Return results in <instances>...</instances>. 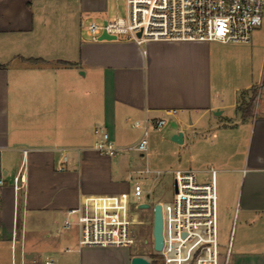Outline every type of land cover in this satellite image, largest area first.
<instances>
[{
  "label": "crops",
  "instance_id": "0c3cea01",
  "mask_svg": "<svg viewBox=\"0 0 264 264\" xmlns=\"http://www.w3.org/2000/svg\"><path fill=\"white\" fill-rule=\"evenodd\" d=\"M108 11V0H0V264H131L133 245L79 243L80 213L121 205L142 225L134 185L144 197L151 182L145 156L99 154L94 129L125 146L162 117L174 124L150 133V151L160 146L174 170L216 169L234 219L229 264H264V80L228 82L220 42L84 40L86 19ZM179 147L190 152L174 159Z\"/></svg>",
  "mask_w": 264,
  "mask_h": 264
},
{
  "label": "built area",
  "instance_id": "2783aa9c",
  "mask_svg": "<svg viewBox=\"0 0 264 264\" xmlns=\"http://www.w3.org/2000/svg\"><path fill=\"white\" fill-rule=\"evenodd\" d=\"M126 6V17L89 23L87 31L91 40L98 42L106 33L117 38L126 35L139 44L149 40L247 44L252 42L254 31L264 24V0H126ZM177 112L172 109L166 113L175 116ZM167 121V117L145 120L142 137L125 146L117 145L108 132L95 127L98 138L94 149L110 157L138 153L148 163L151 128L160 131ZM143 171L162 173L148 165ZM171 172L174 199L162 203L164 247L160 252L154 250L157 260L164 264H229L230 247L223 256L219 242L217 170H207L206 178L193 168ZM143 194V185L136 182L134 196L141 200ZM123 209L118 205L96 214L80 213L76 221L81 230L80 245L111 247L137 243L134 223ZM77 212L72 210L70 214ZM72 225L67 220L63 229Z\"/></svg>",
  "mask_w": 264,
  "mask_h": 264
},
{
  "label": "rangeland",
  "instance_id": "374dc122",
  "mask_svg": "<svg viewBox=\"0 0 264 264\" xmlns=\"http://www.w3.org/2000/svg\"><path fill=\"white\" fill-rule=\"evenodd\" d=\"M109 11L104 13V17L112 19L114 17H126L127 16V6L126 0H108ZM92 21L97 23H102V18L88 17L86 19L87 25ZM86 25V26H87ZM87 29V27H86ZM84 30L79 31L84 40L90 41V37L87 36ZM128 36L121 35L117 39H125ZM129 39V38H128ZM221 48V47H220ZM222 53L227 57V60L223 66L225 71V79L232 85L237 87H257L263 83L264 80V24L256 29L253 33V39L251 43L247 44H235L229 43L223 45L221 49ZM173 121L170 120L162 129H166L169 126H173ZM160 130V132L162 131ZM152 135L158 134V131L151 128ZM151 136V135H150ZM191 150V149H190ZM189 149L185 147H179L176 152L170 151V156L174 159L177 157L185 158L188 156ZM190 152V151H189ZM125 154H136L134 152ZM167 158L164 154L163 149L160 146H156V151L154 148L151 149L149 155V161L147 163L146 158L143 159L142 169L145 170L148 165L151 169H161L162 173H150L148 177L151 182L145 190V195L143 197L144 201H149L152 205L151 208L137 210L135 208V203L137 202V197L132 200L131 204V214H137V220L142 222V225H137L133 227V233L137 239V243L132 246L140 256L148 258L152 264H164L160 260H157L154 254V240H153V206L157 203H164L166 201H171L174 199V175L170 172L174 170L178 165L175 160H170L164 162L163 159ZM160 164V165H159ZM195 166V165H194ZM149 195V197H147ZM218 207V234L221 253L224 256L228 249V242L230 237V230L233 225V216H229L221 204ZM30 240V235L28 234V241ZM28 244H30L28 242Z\"/></svg>",
  "mask_w": 264,
  "mask_h": 264
},
{
  "label": "water",
  "instance_id": "95a60500",
  "mask_svg": "<svg viewBox=\"0 0 264 264\" xmlns=\"http://www.w3.org/2000/svg\"><path fill=\"white\" fill-rule=\"evenodd\" d=\"M140 35V34H139ZM117 37L114 35H108L103 33L100 37V41L102 40H116ZM173 140L177 143L183 142V134L178 133L173 136ZM152 205L149 203L142 204L140 208H151ZM153 240H154V250L157 252L162 251L164 247V215H163V204L156 203L153 206ZM131 264H152L151 261L144 256H134L131 260Z\"/></svg>",
  "mask_w": 264,
  "mask_h": 264
},
{
  "label": "flooded vegetation",
  "instance_id": "af4514ba",
  "mask_svg": "<svg viewBox=\"0 0 264 264\" xmlns=\"http://www.w3.org/2000/svg\"><path fill=\"white\" fill-rule=\"evenodd\" d=\"M153 214H154V211H153Z\"/></svg>",
  "mask_w": 264,
  "mask_h": 264
}]
</instances>
